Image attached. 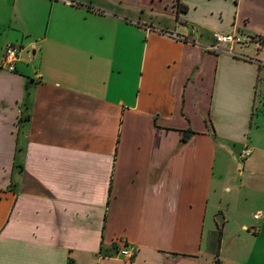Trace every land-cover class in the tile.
I'll return each instance as SVG.
<instances>
[{
    "label": "crops",
    "instance_id": "obj_1",
    "mask_svg": "<svg viewBox=\"0 0 264 264\" xmlns=\"http://www.w3.org/2000/svg\"><path fill=\"white\" fill-rule=\"evenodd\" d=\"M222 208L254 256L264 0H0V264H214Z\"/></svg>",
    "mask_w": 264,
    "mask_h": 264
},
{
    "label": "built area",
    "instance_id": "obj_2",
    "mask_svg": "<svg viewBox=\"0 0 264 264\" xmlns=\"http://www.w3.org/2000/svg\"><path fill=\"white\" fill-rule=\"evenodd\" d=\"M175 38L178 39H185L187 40L184 36L181 35H172ZM243 43L242 38L238 34H232V33H214L213 34V42L207 46V49L213 52H225L232 54V48L230 47L232 44H239ZM19 57V49H17L13 45H6L4 49V54H3V61L2 65L5 66L9 70H14L15 69V63L18 60ZM248 150H242L241 151V156L246 157L249 155ZM252 218L254 220H264V211L263 212H257L252 215ZM122 255L125 256V259L130 260L132 258V251L124 247L119 251Z\"/></svg>",
    "mask_w": 264,
    "mask_h": 264
},
{
    "label": "rangeland",
    "instance_id": "obj_3",
    "mask_svg": "<svg viewBox=\"0 0 264 264\" xmlns=\"http://www.w3.org/2000/svg\"><path fill=\"white\" fill-rule=\"evenodd\" d=\"M236 151V150H235ZM221 212L223 213L224 216H226L229 219V222L225 224V226H221V230H219V232H217L215 234V243H216V251L214 252V257L215 259H217V252L218 250V244L220 241V245H221V253L219 255V259L221 260H225L226 264H232V261L237 260L238 258H240V260H246L248 263L247 264H264V249H262V246L264 243H261L260 240H257V238H254V240L252 238H250V243H246L249 241H246L244 243V245L246 244H252L255 242V254L254 256L247 258V255H242V254H234L232 252L231 249V245H232V241L235 240V237L237 235L238 232V225H236L234 219H233V214L232 212L228 211L225 208L221 209ZM221 256H223L221 258ZM245 256V257H244ZM212 258V257H211ZM250 262V263H249Z\"/></svg>",
    "mask_w": 264,
    "mask_h": 264
},
{
    "label": "trees",
    "instance_id": "obj_4",
    "mask_svg": "<svg viewBox=\"0 0 264 264\" xmlns=\"http://www.w3.org/2000/svg\"><path fill=\"white\" fill-rule=\"evenodd\" d=\"M259 36H257V38H258ZM260 40H262V39H260ZM189 134H191V131H185L184 132V134H183V137H182V141H186L187 139H188V137H189ZM214 264H220V261L218 260V259H216L215 261H214Z\"/></svg>",
    "mask_w": 264,
    "mask_h": 264
},
{
    "label": "water",
    "instance_id": "obj_5",
    "mask_svg": "<svg viewBox=\"0 0 264 264\" xmlns=\"http://www.w3.org/2000/svg\"><path fill=\"white\" fill-rule=\"evenodd\" d=\"M216 221L219 223V225L222 224V218L221 217H216Z\"/></svg>",
    "mask_w": 264,
    "mask_h": 264
}]
</instances>
